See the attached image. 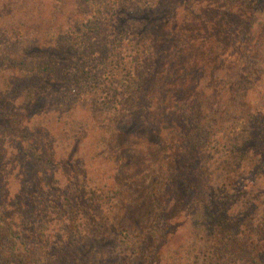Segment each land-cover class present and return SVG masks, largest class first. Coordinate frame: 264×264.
<instances>
[{
	"label": "trees",
	"instance_id": "obj_1",
	"mask_svg": "<svg viewBox=\"0 0 264 264\" xmlns=\"http://www.w3.org/2000/svg\"><path fill=\"white\" fill-rule=\"evenodd\" d=\"M152 1L0 0V264H89L71 249L83 230L121 245L101 264H264V0H200L228 41L188 53L182 32L117 27ZM190 70L191 99L154 116ZM18 165L32 182L13 194ZM182 204L184 241L163 253ZM107 209L125 215L106 227Z\"/></svg>",
	"mask_w": 264,
	"mask_h": 264
},
{
	"label": "rangeland",
	"instance_id": "obj_2",
	"mask_svg": "<svg viewBox=\"0 0 264 264\" xmlns=\"http://www.w3.org/2000/svg\"><path fill=\"white\" fill-rule=\"evenodd\" d=\"M207 4H209V1H206L204 4H200V0H195L191 3L190 0H156L155 2H151V4L147 7H134V8H126L123 10L120 18L119 24H117V27L123 28V25L126 26V28L129 29L131 36L138 35V34H144L148 28H151V31L153 33V36L155 37V40L164 39L166 36H168L172 31L182 32L186 36H188V40L185 41V51L188 53L190 50L193 51L194 49H199V46L201 50L203 48L208 49L210 47L217 49L220 45L218 44V39H224L225 42L228 41V38L226 40L227 33L225 30H221L219 35H216L217 28L214 27L213 23L204 21L201 23L200 20V13H205V8L207 10ZM185 10L188 11V19L186 24L185 22ZM206 12H209L207 10ZM121 22H125L124 24ZM206 22V23H205ZM210 24L209 32L205 31V28H201L200 26L202 24ZM67 24L63 25L62 30H66ZM213 26V27H212ZM200 28V30H199ZM201 34V35H200ZM199 35L201 37L200 42L196 41L194 36ZM218 37V39H217ZM144 38L147 40V45L149 43H154L153 39L150 36V33L144 35ZM206 38V39H205ZM157 42V41H156ZM199 42V43H198ZM217 42V45H216ZM212 43V45H211ZM200 44V45H199ZM215 44V45H214ZM189 50V51H188ZM169 51V50H168ZM169 54V53H168ZM167 54V55H168ZM171 54V53H170ZM197 70H190V74L186 75L183 73V71H179L174 81L172 82V85L170 86L168 90V97L170 105L167 109H163L160 106L156 109H153L154 116L157 115H168L172 114L175 110V107L177 105L178 97H183L185 100H190L191 95L193 94V89H191L193 82L198 81V75ZM23 76V75H22ZM64 88L63 85H55L54 83L51 85H47V87L44 89L45 93L43 95L44 99L50 94L52 89L57 91V89ZM43 91V92H44ZM194 95V94H193ZM16 104V102H14ZM176 103V104H175ZM174 104V105H173ZM13 113L17 111V109L13 108ZM156 116V117H157ZM167 146H163L162 152H166L168 148ZM10 152L14 151L10 146ZM77 152H80L81 150L78 147V144H76L74 148ZM133 150V149H132ZM131 150V152H132ZM134 150H138L136 147H134ZM111 152H113V148L110 149ZM119 152L118 148L115 147L114 153ZM127 152V151H126ZM125 152V153H126ZM169 152L170 149H169ZM128 153H130L128 151ZM11 155V153H10ZM125 156V155H124ZM115 159V158H114ZM105 161L108 162L107 159ZM116 164L120 161L116 160ZM121 163V162H120ZM118 163L116 170L114 171H120V175L124 177L126 182L131 179L132 173L131 166L125 165L124 161L123 163ZM141 162H133L134 165H139ZM114 164H109L108 168H112ZM137 168V167H136ZM113 171V172H114ZM130 171V172H129ZM15 176L10 179L9 186L11 193L15 194L18 191L22 190V187L26 185V187L31 186V178L29 180V177L31 175V172L29 170L24 169L22 167L17 166V169L14 170ZM129 176V177H128ZM128 177V178H126ZM33 178V177H32ZM37 178V177H36ZM73 178V177H70ZM34 179V178H33ZM77 181V179H74ZM30 193L34 194V190ZM34 195L29 194V197H33ZM174 196V195H173ZM179 205L174 206L172 209H175V211H172L170 213V234H168V238L165 241L164 247L161 249V252H173L177 249V247L184 241V237L187 232V219L185 217V207L182 204L180 208H178ZM141 212V209L139 210ZM114 212L109 213V209L107 211L105 210L104 214H101L102 218L104 219L101 222L108 223L106 227L109 226H115L116 222H119L120 219L125 215V212L121 211L120 213L116 214V218H114ZM90 230H83L81 234H75L73 238V243L77 242V244L71 246V249L73 250H79L78 254H85V258L87 259L89 264H101L100 260L105 259L108 260L112 256L115 257V255L119 256L123 253L121 245H118L116 247V250L114 251L113 247L103 245L106 242L113 241L115 243V234H109V232H104L99 235L94 234V236L89 233ZM184 236V237H183ZM117 238V235H116ZM100 242V243H99ZM119 244V243H118ZM101 247H99V246ZM77 246V247H75ZM125 261H128V256H131L130 253H125ZM168 257L167 255H163ZM98 260V261H97ZM103 261V260H102ZM104 264V263H103Z\"/></svg>",
	"mask_w": 264,
	"mask_h": 264
}]
</instances>
